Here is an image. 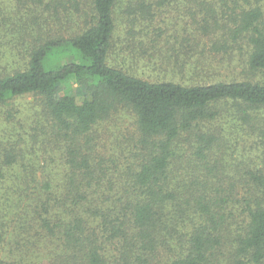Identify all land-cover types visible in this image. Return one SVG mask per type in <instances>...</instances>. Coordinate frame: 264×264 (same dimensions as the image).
<instances>
[{
	"label": "trees",
	"instance_id": "1",
	"mask_svg": "<svg viewBox=\"0 0 264 264\" xmlns=\"http://www.w3.org/2000/svg\"><path fill=\"white\" fill-rule=\"evenodd\" d=\"M120 9L244 78L111 63ZM9 20L27 47L0 67V264H264V0H0Z\"/></svg>",
	"mask_w": 264,
	"mask_h": 264
},
{
	"label": "rangeland",
	"instance_id": "2",
	"mask_svg": "<svg viewBox=\"0 0 264 264\" xmlns=\"http://www.w3.org/2000/svg\"><path fill=\"white\" fill-rule=\"evenodd\" d=\"M170 12L174 17L176 16L172 10ZM122 13L123 9H120L117 14L118 29L115 30L113 37L110 62L128 70L137 77L149 81L168 80L171 78L173 69L176 66L178 67L186 63L194 67L195 63H197L200 67L198 77L192 71L183 76L176 69L175 72L178 74L174 78V81H184L191 84L199 80H206L208 76L209 81H215L222 80L225 74L232 77L231 79L244 78L242 69L239 67L235 71L229 69L232 74L228 73L225 67L227 66L226 58L207 55L204 59L198 55L191 54L188 49H182L180 47L182 41L187 38L192 29H124ZM8 23L9 25L5 27L6 29H0V67L8 65V69H15L14 63L19 60V57H22L18 50H24V47L27 46L24 44L20 34L17 33V29H20V27L14 21L10 22L9 20ZM185 47L188 48L187 46ZM174 48L178 49L177 54L172 53ZM146 50L148 51L147 56L144 55V51ZM160 53H163L169 60L164 67L159 62L167 60V58L158 56ZM153 59H156L158 62H154ZM200 61L203 63L202 65L198 63ZM202 71H208L209 75L201 78ZM35 103V99L30 96L19 98L16 100V103L12 102L10 105L13 109L11 118L14 120H24L27 118L26 115L34 109ZM0 120H5L1 111Z\"/></svg>",
	"mask_w": 264,
	"mask_h": 264
}]
</instances>
